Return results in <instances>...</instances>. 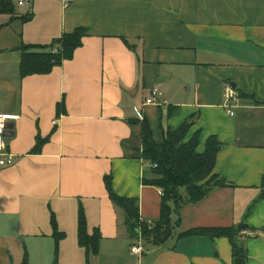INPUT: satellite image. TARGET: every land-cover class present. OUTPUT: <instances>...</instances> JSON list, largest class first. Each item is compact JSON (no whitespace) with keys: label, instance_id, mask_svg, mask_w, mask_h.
Segmentation results:
<instances>
[{"label":"crops","instance_id":"0c3cea01","mask_svg":"<svg viewBox=\"0 0 264 264\" xmlns=\"http://www.w3.org/2000/svg\"><path fill=\"white\" fill-rule=\"evenodd\" d=\"M9 1L14 10L0 11V113L20 119L6 136L15 164L0 166V264L26 256L29 264H233L228 238L182 235L241 224L247 264H264V0ZM81 27L88 35L72 59L21 76L23 46ZM192 117L185 143L199 132L203 153L218 139L214 174L226 186L185 207L167 242L133 240L105 178L118 197L138 201L152 229L162 192L144 183L152 173L142 123L161 143L163 130ZM81 212L89 234L101 236L88 260Z\"/></svg>","mask_w":264,"mask_h":264},{"label":"trees","instance_id":"16d2710c","mask_svg":"<svg viewBox=\"0 0 264 264\" xmlns=\"http://www.w3.org/2000/svg\"><path fill=\"white\" fill-rule=\"evenodd\" d=\"M14 7L9 0H1L0 11L9 13ZM88 35L86 28H78L65 34L50 45H27L21 48L22 59L20 73L22 77L35 74H49L74 57L75 51L82 47L83 38ZM62 105L59 104L58 112ZM194 119L185 121L177 130H163V140L157 143L152 129L145 118L142 123V159L150 166L152 177L144 183L156 187L162 192L161 216L152 229L140 219L139 203L118 197L111 189V180L105 178L106 187L112 203L123 209L126 226L133 240L139 236L152 237L156 245L167 242L182 221V211L187 206L197 205L206 199L215 189L223 188L226 183L214 174L216 157L223 145L216 137L208 139L206 149L198 153L200 133L185 143L193 126ZM207 235L208 237H226L232 245L233 264H247L248 253L242 241L241 231L235 228L194 229L182 236ZM59 242V239H57ZM78 241L85 249L87 260L98 256L101 236L89 234L83 212L79 218ZM23 264H29L27 256Z\"/></svg>","mask_w":264,"mask_h":264},{"label":"built area","instance_id":"2783aa9c","mask_svg":"<svg viewBox=\"0 0 264 264\" xmlns=\"http://www.w3.org/2000/svg\"><path fill=\"white\" fill-rule=\"evenodd\" d=\"M65 5H68L71 0H63ZM34 2V0H19L18 4L19 6H29ZM1 3V0H0ZM159 96L158 89H155L153 91V97L147 101V104H153L156 103V100ZM226 104L225 108L228 111V114L233 116L234 113L231 111V109L234 107L232 105V102H235L238 100V97L235 93V91L232 88H228L226 90L225 94ZM20 119L19 115L16 114H3L0 113V166L1 167H7V166H13L15 164V158L12 154L8 153V145L6 141L7 131L9 123L10 122H16ZM142 249L140 247H133V252L140 253Z\"/></svg>","mask_w":264,"mask_h":264},{"label":"water","instance_id":"95a60500","mask_svg":"<svg viewBox=\"0 0 264 264\" xmlns=\"http://www.w3.org/2000/svg\"><path fill=\"white\" fill-rule=\"evenodd\" d=\"M232 86L235 87V85H232ZM246 227H247V226H246L245 224H241V225H239L238 229H239L240 231H242V230H244Z\"/></svg>","mask_w":264,"mask_h":264},{"label":"rangeland","instance_id":"374dc122","mask_svg":"<svg viewBox=\"0 0 264 264\" xmlns=\"http://www.w3.org/2000/svg\"><path fill=\"white\" fill-rule=\"evenodd\" d=\"M148 171H149V169H148Z\"/></svg>","mask_w":264,"mask_h":264}]
</instances>
